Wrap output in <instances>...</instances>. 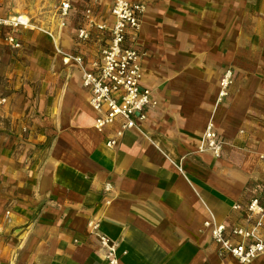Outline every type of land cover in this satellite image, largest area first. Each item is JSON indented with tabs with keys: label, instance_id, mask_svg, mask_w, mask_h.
Masks as SVG:
<instances>
[{
	"label": "crops",
	"instance_id": "0c3cea01",
	"mask_svg": "<svg viewBox=\"0 0 264 264\" xmlns=\"http://www.w3.org/2000/svg\"><path fill=\"white\" fill-rule=\"evenodd\" d=\"M129 1L146 6L142 85L158 106L141 132L117 137L121 119L99 132L80 71L60 57L68 81L43 122L47 147L16 159L0 148V264H109L101 234L119 264H239L220 255L206 223L244 226L245 206H264V0ZM111 8L96 9L97 21L112 23ZM67 23L59 48L92 69L107 34L82 43ZM210 119L225 142L219 158L201 148Z\"/></svg>",
	"mask_w": 264,
	"mask_h": 264
},
{
	"label": "built area",
	"instance_id": "2783aa9c",
	"mask_svg": "<svg viewBox=\"0 0 264 264\" xmlns=\"http://www.w3.org/2000/svg\"><path fill=\"white\" fill-rule=\"evenodd\" d=\"M74 0H63L60 5V17L65 25L71 15ZM146 6L129 0H115L111 8L112 23L98 22L92 9L85 11V23L77 30V38L85 43L93 38V30L107 34L103 40L99 56L88 68L81 55L63 54L66 66L75 65L81 74V83L90 94V106L97 115L96 128L103 132L118 119L122 125L116 136L122 137L126 132H141V123L145 122L151 110L158 106L153 92L142 85L143 62L145 53L140 47V35ZM30 20L25 16L3 17L0 15V33L9 30L5 36L6 43L15 49L21 47L16 33L32 29ZM50 36H52L50 34ZM101 42V41H100ZM108 42V43H107ZM102 44V42H101ZM234 83L233 69H227L219 82L218 101L230 96ZM6 99L0 100V105ZM117 145L116 139L107 142L109 148ZM225 142L217 133L213 119L207 123L201 145L203 151H210L217 158L221 157ZM241 210V205H235ZM244 226L228 229L225 225L206 223L211 228V236L220 248V255H231L239 264H252L264 255V240L261 230L264 227V206L259 199L251 200L245 206ZM90 227L99 232V223H90ZM101 246L106 250L109 264H119L117 244L104 234L99 235ZM239 239V242H234Z\"/></svg>",
	"mask_w": 264,
	"mask_h": 264
},
{
	"label": "rangeland",
	"instance_id": "374dc122",
	"mask_svg": "<svg viewBox=\"0 0 264 264\" xmlns=\"http://www.w3.org/2000/svg\"><path fill=\"white\" fill-rule=\"evenodd\" d=\"M62 1L0 0L1 16H25L33 27L16 33L21 43L18 49L6 43L9 30L0 33V48H3L0 52V98L6 99L0 105V148L2 152L12 153L9 159H16V153L23 149L38 151L47 147L44 137L50 136L51 126L43 122L46 119L48 123L49 115L52 119L56 115L52 103L62 98L60 85L68 81L61 75L59 66L64 53L58 46V38L68 24L67 20L63 25L60 17ZM112 1L74 0L70 15L72 28L78 29L85 23L87 9L93 10L95 18L96 9L102 6L107 10L105 13L109 12ZM53 86L58 89L52 91Z\"/></svg>",
	"mask_w": 264,
	"mask_h": 264
},
{
	"label": "bare ground",
	"instance_id": "6f19581e",
	"mask_svg": "<svg viewBox=\"0 0 264 264\" xmlns=\"http://www.w3.org/2000/svg\"><path fill=\"white\" fill-rule=\"evenodd\" d=\"M146 11H147V10H146ZM95 124H96V122H95ZM94 127H95V129H97L95 125H94Z\"/></svg>",
	"mask_w": 264,
	"mask_h": 264
}]
</instances>
